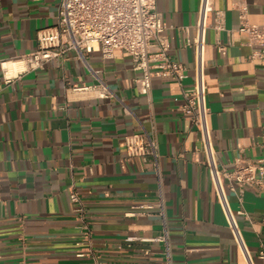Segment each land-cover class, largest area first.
<instances>
[{
  "label": "crops",
  "instance_id": "obj_1",
  "mask_svg": "<svg viewBox=\"0 0 264 264\" xmlns=\"http://www.w3.org/2000/svg\"><path fill=\"white\" fill-rule=\"evenodd\" d=\"M61 1L0 0V264H167L164 244L125 241L164 227L150 162L127 159L125 137L143 131L160 147L172 264H247L200 150V132L180 110L179 82L155 76L150 94H141L142 73L124 51L111 60L72 51L62 65L21 71L18 58L38 48L42 29L57 24ZM200 3L158 0L170 55L188 68L186 87L195 79L188 42L196 36ZM214 5L223 29L208 33L209 120L219 165L233 171L238 159L264 158V61L250 60L258 49L240 31L244 18L264 28V0ZM101 80L111 96L74 89ZM72 191L83 200L90 242ZM228 192L232 210L248 213L239 221L255 264H264V189Z\"/></svg>",
  "mask_w": 264,
  "mask_h": 264
},
{
  "label": "built area",
  "instance_id": "obj_2",
  "mask_svg": "<svg viewBox=\"0 0 264 264\" xmlns=\"http://www.w3.org/2000/svg\"><path fill=\"white\" fill-rule=\"evenodd\" d=\"M220 18V13L215 10L214 0H201L196 36L188 42L195 51V79L192 87L184 86L188 78L187 66L174 60L170 55V42L166 35L168 26L158 9V0H62L57 24L42 29L39 32L38 48L18 58L17 62L24 64L21 71H34L49 63L62 65L72 51H76L80 58H84L85 52H99L104 60H111L115 58L117 51H124L132 56L134 70L142 73V77L137 81L141 94H150L155 76L179 82L184 99L180 110L200 132V150L204 153L205 164L210 169L220 205L235 243L246 263L255 264L239 221V216L249 218L248 213L244 208L237 212L232 210L228 189L232 192H237L238 189L243 192L246 188L264 189V158L255 161L238 159L233 171L226 166H220L213 146L209 120L206 47L210 29H223ZM240 31L247 33L250 38L249 44L258 49L250 60L264 61V28L251 24L244 18ZM218 50L226 54L227 47L220 45ZM5 76L10 81L11 78L7 77L6 73ZM97 88L102 97L112 95V91L102 80L97 86L74 87L78 91H91ZM125 146L129 161L141 158L150 162L158 178L161 192L159 205L164 226L162 233L158 235L147 237L131 234L125 241L129 244L162 243L165 246L167 264H172V246L164 210V177L158 141L147 131L136 132L125 137ZM71 200L82 222L80 228L84 238L90 242L91 228L86 218L83 200L77 191L71 192ZM84 251H80L78 256H85ZM89 251L91 252V248ZM149 253L150 251L146 250V254ZM259 257L264 260V246Z\"/></svg>",
  "mask_w": 264,
  "mask_h": 264
},
{
  "label": "bare ground",
  "instance_id": "obj_3",
  "mask_svg": "<svg viewBox=\"0 0 264 264\" xmlns=\"http://www.w3.org/2000/svg\"><path fill=\"white\" fill-rule=\"evenodd\" d=\"M21 64H22V65H23V67H24V64H23V63H21ZM8 66H9V67H8ZM8 66H7V64H5V67H6V68H8V70H9V73H10V69H9V68H11V67H10V65H8ZM10 74H11V73H10Z\"/></svg>",
  "mask_w": 264,
  "mask_h": 264
}]
</instances>
